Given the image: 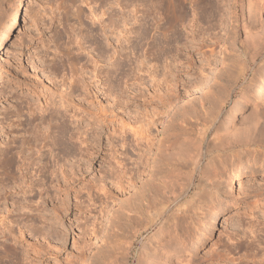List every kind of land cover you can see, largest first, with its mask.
<instances>
[{
	"label": "rangeland",
	"instance_id": "rangeland-1",
	"mask_svg": "<svg viewBox=\"0 0 264 264\" xmlns=\"http://www.w3.org/2000/svg\"><path fill=\"white\" fill-rule=\"evenodd\" d=\"M14 1L0 0V31ZM19 1L20 20L0 47V249L2 236L7 243L21 236L23 264H102L114 254L119 260L130 244V264H138L136 254L155 229L144 232L150 215L134 214L132 207L148 197L157 167L178 161L156 149L161 126L152 132L158 138L151 151L136 161L137 112L155 111L145 100L168 92L176 99L170 124L182 123L192 105L196 123H203L194 97L226 90L227 109L251 82L264 112V46L251 60L254 40L264 33V10L256 7L249 40L239 25L242 0H90L105 25L112 16L118 34L110 27L100 32L79 1ZM46 2L54 16L43 10ZM87 34L103 52L96 66ZM239 67L245 76L234 85ZM191 121L182 125L195 143ZM248 165L225 183V198L204 220L188 214L190 225L181 233L193 264H264V196L252 199L264 187V164Z\"/></svg>",
	"mask_w": 264,
	"mask_h": 264
},
{
	"label": "bare ground",
	"instance_id": "bare-ground-1",
	"mask_svg": "<svg viewBox=\"0 0 264 264\" xmlns=\"http://www.w3.org/2000/svg\"><path fill=\"white\" fill-rule=\"evenodd\" d=\"M78 1L88 6L92 20L97 19L99 22L100 32L105 33L109 27L112 29L110 34L119 31L116 25L117 23L112 20V16L107 18V25H105L106 22L103 23L102 18H97L99 15H96L95 11L89 6L90 0H71L70 2L71 5H75ZM242 1L243 3L240 4V7H242L240 9L242 19L240 21H242V23L239 25H241L246 37L252 40L253 32L251 34L249 33V27L257 21L255 12L256 7H261L262 10H264V0ZM242 4H246V8L251 11L250 13L247 12L248 16L244 14L245 12H243L244 9ZM49 6L46 2L43 10L54 16V12L51 9L52 7ZM12 10L9 20L0 31V47L4 44L10 33L14 30L15 25L20 20L19 12L22 11V8L20 7L19 0L14 1ZM79 14H82L80 10L77 12V18H79ZM103 15H105L104 12H102L101 17ZM52 16L51 19H53ZM236 24L238 26V20ZM88 35L89 34H87V36L85 35V37L88 38ZM261 35L263 36H261V38L258 36L257 42L254 40L256 44L253 53H251V60L253 63L256 62V55L259 54L258 52H261L260 49L264 46V33ZM85 37H83L84 40L86 39ZM89 38H92L93 41L91 43L96 47L94 49L97 51V59L93 61L95 64L94 66H96V64L101 62L103 52L95 36L93 38L91 35ZM117 40L118 35L115 36V41ZM80 43L79 41L77 47L79 50H82L83 47ZM114 48H116V46H114ZM113 53H117L116 49ZM98 59H100V62ZM237 68L235 67V69ZM241 68L239 67L237 71L234 70L235 76L231 77L234 85H237L238 81L245 76L244 69ZM259 71L260 68L256 73H260ZM228 72L234 75L232 74L233 71L230 70ZM96 77L100 79V74L96 75ZM251 83L246 90H242V93H240L237 99L231 101L227 109H225V106L230 99V93L224 94V91L226 92L224 89L223 92L220 90L216 92L218 91L216 90L209 95L201 94V96L198 95L197 98L194 97L195 100L193 99L192 102L194 103L195 101V104L199 103L204 114L203 123H196V120H198V112L194 108V105H192L188 106L189 108H187V110L184 109L185 111H182L183 113L181 112L182 116H180L183 117V120H179L182 123H177L176 125L170 124L171 122L168 121L167 118H169L168 114L173 112L172 108L175 104L172 103L174 97L172 94L171 96L168 95L170 94L168 92L167 94L165 93V95H157L150 98V100H145V102L148 101L147 103L155 104V111L153 110L149 114L137 112L136 120L139 126L132 131V135L136 136L134 141L136 142L138 150L136 161H142L144 155H147L151 151L155 144V140L158 138V133L153 135L152 132L157 131L161 126V137L156 141L158 144L156 149L160 150L158 151L159 154L163 153L165 156L173 153L176 161L179 162H177V164L167 162L161 163V158L164 156L162 155L158 165L161 164L152 174V179L150 177L151 172L148 175L150 177L149 179H151V181H149V186L147 185L148 190L145 189L148 192V197L141 198V200L136 204L134 203V207H132L134 214L142 215L145 213L144 215H150V217L147 215V218L149 217V222L146 224L147 226H144L145 228L142 227L144 228V232L155 229L148 244H142L143 247L136 254L138 264H193L191 246L181 233V229L185 228L183 224H189L187 221V219H189L188 214L198 217V220H204L210 210L212 211L214 207L221 204L225 198V183L227 181L229 182L236 173L239 174L241 172V166L246 167V164H249L248 167H254L258 160H261V163L264 164V119L261 116L264 112L261 113L260 106L257 103V100L260 99L257 94V88H254ZM260 86H263L262 91L264 92V80L261 82ZM205 102L208 103V108H205ZM189 103L191 102L189 101ZM159 105L163 106L164 110L157 112L156 108ZM171 117L172 116H170V119L173 120V117ZM191 118L195 120V122H192ZM190 121L192 123L190 129L194 131L196 137L194 140L196 141L195 143H191L192 141L189 139L190 137L188 135L190 131L188 130L189 132H187L186 124H184V126L182 125L183 122L187 123ZM165 123L169 124H166V126ZM188 127L189 126H187V128ZM66 149H68L67 146ZM165 156L163 159L166 158ZM245 157H247V159L243 164L242 159ZM170 161L171 160H169V162ZM139 164L142 163H138V165ZM188 165L189 167H187ZM244 173L247 174V171ZM248 173L251 175L252 172L249 171ZM71 183L68 178H65L66 191H69L72 187ZM143 187L146 188L145 186ZM190 193L191 195H189ZM144 194L146 193H143V195ZM262 196H264V187L254 192L252 199L257 200V198ZM247 230L250 231L251 229ZM252 231L253 229L251 230L253 234L255 231ZM3 237L4 236L1 237L3 242L1 245L2 248L0 249V264H23L21 259L24 257V252L26 250H24V252L21 251L20 247L17 245V240L20 239L21 236L12 238L14 242L9 243H7L8 239ZM129 245L125 250L123 249V256L119 260L114 254L111 256L108 255L109 257L105 258L101 263L130 264V251L132 246ZM31 248L35 250V247ZM33 254L35 255V253Z\"/></svg>",
	"mask_w": 264,
	"mask_h": 264
}]
</instances>
